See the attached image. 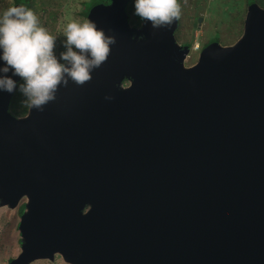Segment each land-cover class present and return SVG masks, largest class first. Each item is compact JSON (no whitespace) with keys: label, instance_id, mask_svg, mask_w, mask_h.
<instances>
[{"label":"water","instance_id":"95a60500","mask_svg":"<svg viewBox=\"0 0 264 264\" xmlns=\"http://www.w3.org/2000/svg\"><path fill=\"white\" fill-rule=\"evenodd\" d=\"M126 4L88 12L116 41L88 82L22 118L0 91V199L29 197L9 264H264V9L187 67L178 20L133 38Z\"/></svg>","mask_w":264,"mask_h":264},{"label":"clouds","instance_id":"9594fccd","mask_svg":"<svg viewBox=\"0 0 264 264\" xmlns=\"http://www.w3.org/2000/svg\"><path fill=\"white\" fill-rule=\"evenodd\" d=\"M132 4L133 14L150 21L154 29L171 25L180 15L177 0H132ZM62 37L64 50L57 55L58 37L40 26L31 9L11 6L0 13V91L19 92L28 109L42 111L55 100L59 86L69 80L77 85L88 82L116 43L89 19L67 23Z\"/></svg>","mask_w":264,"mask_h":264},{"label":"rangeland","instance_id":"374dc122","mask_svg":"<svg viewBox=\"0 0 264 264\" xmlns=\"http://www.w3.org/2000/svg\"><path fill=\"white\" fill-rule=\"evenodd\" d=\"M108 5L111 0H104ZM94 0H32L31 10L36 14L40 26L44 27L51 35L58 37L56 54L59 55L64 49L61 45L63 29L67 23L76 21L79 23L88 19V6ZM264 9V1H254ZM180 7L178 26L174 32L177 44H190L188 57L184 65L190 66L196 63L199 50L214 40L220 46H232L243 35L244 20L248 9L247 0H177ZM14 5V0H0V13ZM126 14L129 16V26L133 38L140 36L143 21L133 14L132 0H127ZM201 18V21L199 20ZM195 62V63H194ZM21 79L19 78L18 82ZM129 85L124 79L121 88ZM12 100V99H11ZM11 106V101L9 107ZM9 113L16 118H22ZM29 197L22 196L14 206L4 204L0 199V264H9L23 251L25 238L20 229L23 215L28 211ZM29 264H73L65 259L60 253L52 257H41Z\"/></svg>","mask_w":264,"mask_h":264},{"label":"trees","instance_id":"16d2710c","mask_svg":"<svg viewBox=\"0 0 264 264\" xmlns=\"http://www.w3.org/2000/svg\"><path fill=\"white\" fill-rule=\"evenodd\" d=\"M254 1L255 0H247L248 6H249V4L255 3ZM259 1H260V3H263L264 0H259ZM16 3H24V4H26L28 9H31L32 0H14V5ZM97 5H105V4L102 3V0H94V2L88 6V12L94 6H97ZM214 42H216V41L214 40ZM20 82H22V81H20ZM22 101H23V97L20 95V93L14 92V94L12 96V100H11V106L9 107L13 110V114H15L17 116H21V117L25 116L29 111V109L22 103Z\"/></svg>","mask_w":264,"mask_h":264},{"label":"flooded vegetation","instance_id":"af4514ba","mask_svg":"<svg viewBox=\"0 0 264 264\" xmlns=\"http://www.w3.org/2000/svg\"><path fill=\"white\" fill-rule=\"evenodd\" d=\"M102 3L103 4H105V5H107L106 3H105V1L104 0H102ZM128 21H129V16H128ZM216 41V40H215ZM214 42V41H213ZM180 46H188L189 47V50H190V46H191V48L193 47L192 45H190V44H179ZM205 46H202V47H200V48H198V50L199 51H201L203 48H204ZM200 53V52H199ZM189 54V53H188ZM199 55V54H198ZM187 57H188V55H187ZM195 63V62H194Z\"/></svg>","mask_w":264,"mask_h":264}]
</instances>
